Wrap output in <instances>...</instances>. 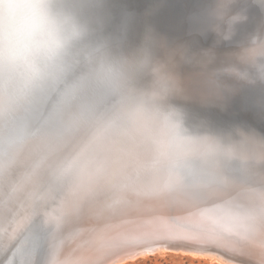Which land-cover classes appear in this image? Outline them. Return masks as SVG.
Instances as JSON below:
<instances>
[{"label": "clouds", "instance_id": "clouds-1", "mask_svg": "<svg viewBox=\"0 0 264 264\" xmlns=\"http://www.w3.org/2000/svg\"><path fill=\"white\" fill-rule=\"evenodd\" d=\"M238 0H217L215 30L228 40L246 21L233 13ZM107 0H0V149L43 151L84 131L88 140L77 163L97 159L129 181V194L192 204L213 195L205 177L220 175L209 157L235 155V145L194 133L185 111L171 102L178 76L157 77L154 39L129 54L103 35ZM264 9V0H252ZM264 49V33L249 51ZM264 79L259 66L241 59ZM241 79L247 71L228 69ZM145 77H152L142 86ZM210 78L218 94L221 84ZM207 78V79H208ZM172 87H160V80ZM245 142L255 141L240 133ZM194 238L210 244L250 245L264 255V197L251 208L227 214L205 210L194 221ZM120 227V225H117ZM111 256L146 252L150 238L129 228L117 233ZM156 264L155 257L147 258ZM51 264H78L53 255Z\"/></svg>", "mask_w": 264, "mask_h": 264}, {"label": "rangeland", "instance_id": "rangeland-1", "mask_svg": "<svg viewBox=\"0 0 264 264\" xmlns=\"http://www.w3.org/2000/svg\"><path fill=\"white\" fill-rule=\"evenodd\" d=\"M241 2H242L241 0H238L236 4L232 5L233 13L242 10V8H240V6L242 5ZM260 8L261 7L257 5L252 9L253 12L256 11L259 13L258 17H261L260 20L258 19L255 20L257 13H252V11L249 8V14L246 13L245 14L247 16L246 20L248 19L251 20L249 25L250 27L245 26V28L241 30L236 29L237 31L235 32L237 34L236 35L233 34L230 39L228 40L224 39V41H222L221 35H219V33L216 31L211 32V34L207 35L206 36L207 40L203 42L202 40L196 41V37L194 36V34H190L186 32L181 34L180 37H178V35L175 34L173 31H171L170 29L168 30L165 28H160L156 26L157 24L152 25L148 21H146V23L148 24L147 33H150L151 34L150 36L155 41L153 47L154 56L156 59H160L167 52L179 51L180 49H184L183 63L188 70L196 67L194 66L195 59L192 56L193 54L197 55L196 59H201L202 56H204V59H206L204 60L202 58L204 63H199V64L212 66L215 69L218 68L215 65L221 67L223 65H225V67L234 65L235 59L233 58L236 56V53H238V55L240 54V57H245L244 51L243 53H241L242 49L243 50L246 49L245 53L248 52L250 49L253 36L257 35L259 31L260 33L264 31L263 30L264 9L262 8L260 9ZM258 9H260V11H257ZM215 18L213 21L214 27L217 24V19ZM236 28H238V25ZM248 29L252 30V32L247 38L244 39V37H246L245 35H247L245 31H248ZM217 36L221 39L222 42L218 41L220 39ZM145 40L146 38L142 41L141 46L144 45ZM214 46L215 47L218 46L216 48L218 49L217 51L218 53L214 51L215 53L211 54L209 50L211 48L214 49L215 48ZM206 49L209 51L208 53ZM224 50L226 51L230 50L229 54L232 55L234 54L233 58H230L231 56L228 54L223 55L222 52ZM210 58L213 59V62H210ZM170 62L171 63H169L168 76L170 73L171 76H180V77L181 75L185 76L186 77L185 79L187 80L191 78H196V76L197 78H199V82L196 83L194 82L190 83L187 82V80L182 81V86L175 89L174 95L171 98L172 103L181 107L185 111L187 124L194 133L208 134L214 137H217L216 134H219L218 138H220L225 144H233L235 145V149L239 148V150L242 151H244L245 148L243 145L244 138L240 136L241 132L245 133L249 137H252V139L258 138L259 135L257 133H255L257 136L253 138V136L255 135V134L253 135V133L255 132L254 129L255 127H253V125H251V123L247 121V119H251L249 117H254V118L256 117L252 116L251 114H248L247 108L244 109V107L247 104H251V105L253 103L255 104L260 98L263 99L264 88L260 89L259 86H262L263 84L262 87H264V83H262L264 79H262L261 81L258 75L254 76V74H252V78L249 81L235 82L232 78H231L232 80H230L229 79L230 76L228 78V75L227 78L229 80H227V78L225 79L226 76L225 74H223V77L221 76L222 74L217 75L218 76L217 78L221 84V89L219 90L218 94L210 95V93L214 90L215 86L213 83H211L212 80L208 78L209 75L206 74L205 71H203L204 68H200L199 65L197 69L199 70L200 74L195 75L193 72L194 70L193 71L191 70V72H189L187 69L182 71L181 69L178 70L179 63L177 67L175 59H171ZM175 71L177 72L175 73ZM216 71L217 73L220 72L217 69ZM146 79L147 77H145L141 81L142 86L144 84V80ZM258 80L260 84L259 82L257 83ZM226 81L230 83H227ZM222 82H224L226 85ZM235 83L236 84L238 83V85H236ZM247 85L248 87H246ZM172 86H173V82L170 81V84L167 87H172ZM240 87L243 88L241 89ZM252 87L254 88V90L252 89ZM255 88H257V91ZM261 90L263 91L260 94L259 91ZM237 91H239L240 93ZM204 101L207 102L208 104L205 103ZM219 101L221 102L220 104ZM202 103L204 104L202 105ZM260 106H261L260 103L256 105V107L258 108V112L263 113L261 114L260 118H264V110L260 108ZM216 121L218 122V124H212V122H216ZM220 121L225 122L223 123V125L225 126H231L232 130L229 131L231 132V136H226V132H222L221 127H219L220 129L216 128L218 125L222 124L220 123ZM227 122H233V123L231 125H227ZM260 133L261 135L262 134L264 135L263 131H261ZM88 136L89 133L87 131H84L78 136L68 141L55 144L56 146L59 145V147L65 148L64 150L60 149L58 151L59 158L61 159L55 162V164L51 163L52 165L49 166V169L51 171L47 170V172L44 174L46 176L45 180H43L42 182H40V180L41 178H43V173L37 170V173L34 174V176H36V179H38L37 183H35L33 187V191L35 192L34 196L27 202L26 199L20 196L19 201H16V205L14 204L11 207L7 206L8 202H10L8 200L11 199L10 198L11 188L14 187L18 192L19 191L22 192V191H26L27 184L31 183L25 176L26 170L28 169L27 165H21L19 163L24 160H29V161L32 160L34 162L33 159L35 155L33 156L34 154L33 150H24V151L9 150L7 152L4 151L3 149L1 150L0 181L5 182L6 189L3 190V193L6 194L7 197L5 199L1 198L0 200V206L5 205L6 207L3 208V210L0 212V264L10 263L9 252H14V254L17 252L24 253L28 257L27 261L28 262L30 261V263L28 264H51L53 255H56L58 259L61 260L63 253L62 248L60 247L59 244H55V242L51 239L53 238L51 234V229L50 227L48 228V226L43 223L44 219L51 216L54 217L63 216L61 212H64L67 209L70 196L74 194H78L79 192L78 187L80 182L82 181V178L86 176L85 173L88 172L94 165L99 167L101 166V168H104L103 174L107 173L105 177L107 176L108 179H114V174H116L102 159L95 160L87 167H84L81 164L78 165L77 163L78 157L80 156L82 149L87 143ZM260 141H264V140L261 139ZM50 146L48 147L49 153L47 154L49 157L46 155L47 161H51L52 159H54V156H52V154L50 153L51 152ZM252 152L257 153L256 150H253ZM60 160L61 162H59ZM72 160H73V164L74 163L75 164L72 165L71 167L70 163ZM13 164H16L18 167L11 166ZM248 168H250V170H252L253 172L255 171L253 165L248 166ZM37 169H39V167H37ZM33 171H35V169H33L32 172ZM7 172L12 173V178H10V180L11 179L12 180L10 184L7 183L9 179L6 176ZM205 179H208V177H205ZM238 180H240L239 177H234L230 179L231 182L235 181L236 183L239 182ZM127 181L128 180L123 178V181L121 182V186H118L117 183L118 187L117 186L114 187V191L117 195L122 194L125 196L126 194H129L128 191L124 190L125 189L124 187H127V185H129V183L128 184L126 183ZM227 181H229V179H227V176H224L221 182L222 185L224 186L223 183ZM18 182H21L20 184L21 186L18 185ZM52 185L53 186L56 185L57 190L56 189L52 190L50 188V186ZM244 185L247 184L245 183ZM214 187L216 189L215 191H217L216 193L218 194V197H216L215 199L216 200L222 199L221 201H224L223 199L225 198L221 196L222 195L221 186L214 185ZM143 200L148 201V199H143ZM185 205H189V204H185ZM203 207L206 208L207 210L213 209V207L210 208L209 206L203 205ZM239 208L242 207L238 203H236V206L233 209L231 208V210L234 211ZM53 209H58L57 214L51 212V210ZM228 209L229 208L224 207L221 208L220 210L224 211V213L222 214H227L229 213ZM213 210L216 211L217 209L214 208ZM25 222L28 223L26 224ZM29 223L30 225L31 224L33 225V228L27 230V228L29 229V227H27ZM43 224L44 226H47L46 228L49 230H46ZM59 226L64 228L62 224H59ZM25 231L27 232V234ZM20 232L22 234H20ZM61 232L64 233V231ZM38 236H40L39 237L40 239L36 240ZM13 241L15 242V246L12 243ZM6 244L8 245V247L6 246ZM51 244H53V250L51 251L49 258L47 257L46 260V256H47L46 253L48 250L47 247L48 245L50 246ZM158 246H161L160 248L161 250L159 251H157ZM146 247L148 251H146L145 254L140 255V257L138 255L137 256L138 258L136 257L137 259L135 258L134 260L129 258L127 259L126 262L124 261L121 264H152V262H150L147 259L150 256L156 258V264H224V263L225 264H264V255L261 254L259 248L250 245L240 246V245H229L226 243L210 244L203 242H191L186 239L173 238V239H160L156 241L150 240V243ZM237 249H241L242 251L245 250V253L237 252L236 251ZM192 251H194V253L203 252L205 256H196L191 253ZM37 254H41V256L39 255L37 256ZM126 255H130V254L125 253L119 256L109 255L107 256V258L110 259V261L113 263L114 261H117L119 257ZM24 263H26V260H24ZM98 264H100V262ZM115 264H119V262H116Z\"/></svg>", "mask_w": 264, "mask_h": 264}, {"label": "bare ground", "instance_id": "bare-ground-1", "mask_svg": "<svg viewBox=\"0 0 264 264\" xmlns=\"http://www.w3.org/2000/svg\"><path fill=\"white\" fill-rule=\"evenodd\" d=\"M177 1L186 3V4L183 3L180 4V7L183 8L184 13L181 12L180 14L172 15L173 6L171 5V0L170 1L168 0V3L161 5L162 14L159 16H154V18L157 20L156 22H160L162 24L169 26H171L174 23L176 28H179L178 31H182L183 28L188 25V23H189L188 25L189 28L186 29L188 32H192V30L198 29V30H202L203 32H206V34L209 35L211 34V32L216 31L213 25V21L215 18V10H216L215 6L207 5V0H195L196 4H193L192 6H190L191 5L190 0H177ZM146 3L147 2H142L141 4L143 6L146 5ZM185 6L187 9L185 8ZM177 7L179 8V6ZM260 9H258V11H260ZM110 14L111 13L107 12V10L105 11V21L107 23H110L111 19L113 18L112 16H110ZM182 17H184L185 19H183ZM175 20H181V23L176 24L175 22H173ZM202 20L205 22L203 23V25L200 24ZM250 21L251 20L248 19L243 23L239 24L238 28H235V31L241 30L245 28V26L250 27L249 26ZM126 29L127 30L124 31V35L122 36L128 35V33H126L128 31L127 26ZM104 30L107 31V27L105 26V24H103V32ZM235 31H234V35L237 34ZM251 32L252 30L250 29H248V31H245L247 35H245L246 37H244V39L247 38L251 34ZM261 33L260 31L258 32V34ZM218 41L220 42L221 39ZM222 41H224L223 38ZM217 47H215L214 49L211 48L212 50L211 49L209 50L211 54L212 53L214 54L215 52L218 51V49H216ZM245 50L246 49L244 50L242 49L241 52L243 53L244 51L245 57H240V54L238 55V53H236V56L238 57L235 56L234 58H233L234 54L233 55L229 54L230 50L227 51L224 50L225 52L224 51L222 52L223 55L225 54L230 55L231 56L230 58L235 59L234 60L235 64L230 65L228 67H225V65L223 64L222 67L215 65L218 67L216 69L220 71L219 73H217L216 69L213 68L212 66L199 64V63H204L203 61L204 56H202L203 59L201 57H199L201 59H196L197 55L193 54L192 56L195 59L194 66L196 67L188 70L183 63L184 49H180L179 51L167 52L164 56L158 59L159 63L157 66L159 68V71L157 73V77L158 78L168 77L169 63H171L170 62L171 59H175L177 67L179 63L178 70L181 69V71L187 69L189 72H191V70L192 71L194 70L193 71L194 74L197 75L200 74L199 70L197 69L198 66L200 65V68H204L203 71H205V73L208 74L209 76L215 73L216 75L222 74L221 76L223 77V74H225L226 75L225 79L227 78L228 75V78L230 76L229 79L230 80L233 79L235 82L236 81L246 82L252 78V74L254 73L250 71H252L251 69L254 70L255 68L252 67L250 64L242 62L241 59L244 58L247 59V61L249 59L250 63L259 66L261 63H264V49L258 50L256 54H252L250 51L245 53ZM209 51L207 50V53ZM210 62H213L212 58H210ZM230 68H236L240 71H247L249 73V79H241L234 73L229 72L228 69ZM176 72L177 71H175V73ZM169 76H171L170 73ZM185 78L186 77L182 75L180 77L181 81L187 80ZM228 78L227 80H229ZM152 79H153L152 77H147V79L144 80L143 86H148L151 83ZM187 82L196 83L199 82V78H197L196 76V78L188 79ZM258 82L259 80L257 81V83ZM211 83L213 82L211 81ZM262 83H264V81ZM169 84H170V80H163V79L160 80L161 88L167 87ZM236 85H238V83ZM262 86H259V88L263 89L264 87ZM246 87H248V85ZM240 88L242 89L243 87ZM252 89L254 90L253 87ZM255 89L257 91V88ZM263 90L259 91L260 94ZM259 102L260 101H257L255 103V106ZM220 103L221 102L219 101V104ZM203 104L204 103H202V105ZM260 105H261L260 108L264 110V97L263 99H261ZM255 106H251L250 112H252L255 109ZM220 123H222V125H218V127L216 128L224 126L223 123L225 122L220 121ZM232 123L233 122H227V125H231ZM212 124H218V122L217 121L212 122ZM254 134L255 132L253 133V135ZM216 135L217 137H219L218 136L219 134ZM255 136L257 135L255 134L253 138ZM263 137L264 135L262 134L258 136L259 139L254 138L253 139L255 141L254 143L245 142L242 138L243 145L246 150L244 149V151H242L239 150V148L235 149L234 156H224L220 158H216L214 156L209 157V166L218 167L221 171L219 176L208 177V179L212 181L213 185L221 186L222 189L221 196L225 198L223 199L224 201H221L222 199L221 200L217 199L218 201L215 199L216 197H218V194L216 193L217 191H215L214 194L209 196L208 198L199 200L189 205L166 202V201H157L153 199H148V201L146 200L138 201L135 198L131 197L129 194H126L124 196L122 194L117 195L115 193L114 187L117 186V183L118 186H121V182L123 181L122 176L116 173L114 174V179H108L107 176L105 177L107 173L103 174L104 168H101V166L99 167L94 165L88 172L85 173L86 176L82 178V181L80 182L78 187V191H79L78 194H74L70 196V200H69L70 202L68 201L67 209L64 212H61L63 216L62 217L51 216L45 218L43 221V223L46 224L48 228L50 227L51 229V234L53 237L51 239L55 242V244H59L60 247L62 248L63 253H62L61 261L70 259L73 261H77L78 264H98L99 262L100 264L101 263L115 264L116 262H119V264H121L124 261L126 262L127 259L129 258L134 260L138 255L140 257V255L145 254V252H140L139 254H130L126 256H121L117 261H114L113 263L110 261V259L107 258V256H109L108 254L109 250L112 249L118 243V241L115 239L117 233L123 232L129 228L136 229L138 232L149 237L150 240L152 241H156L160 239L178 238V239H186L191 242H202L194 238V234L196 232L194 221L200 215L201 212L207 210L206 208L203 207V205L209 206L210 208L213 207V209L214 208L217 209L216 211L219 213H224V211L220 210L221 208L227 207L229 208L228 211L231 212L233 211L231 210V208L233 209L236 206V203H238L243 208H251L259 202L261 197H264V143H263L264 141H260L261 139L264 140ZM253 150H256L257 153L252 152ZM59 162H61V160ZM33 163L34 162L32 160L30 161L24 160L19 163L21 165H27L28 169L26 170L25 176L31 183L27 184L26 191L18 192L14 187L11 188V193H10L11 199L8 200L10 201L8 202L7 205L8 207L13 206L14 204L16 205V201H19L20 196L26 199V202L29 201L34 196L35 192L33 191V187L35 183H37L38 179H36V176H34V174H36L37 171L32 172V170L34 169ZM74 164L72 160L70 163L71 167ZM250 164L253 165V168H255L254 172L250 170V168H248V166H251ZM6 176L10 179L12 178V173L7 172ZM224 176H227V179H229V181L223 183L224 184L223 186L221 182ZM234 177H239L240 178V180H238L239 182L237 183L235 181L231 182L230 179ZM126 183L128 184L129 181H127ZM245 183L247 185H244ZM50 188L52 190L54 189L57 190L56 185L54 186L52 185L50 186ZM124 188H125L124 190L129 192V185H127V187ZM4 189H6L5 182L0 181V200L1 198L5 199L7 197L6 194L3 193ZM3 208H6L5 205L0 206V212L3 210ZM59 224H62L64 228L60 227ZM117 225H120V227H117ZM47 226L44 227L46 228ZM46 230L49 229L46 228ZM61 231H64V233H62ZM20 234L22 233L20 232ZM14 241L12 243L15 246ZM160 248L161 246H158L157 251L161 250ZM236 251L245 253V250L242 251L241 249H237ZM191 253L196 256H205L203 252L194 253V251H192ZM38 255L41 256V254H37V256Z\"/></svg>", "mask_w": 264, "mask_h": 264}, {"label": "water", "instance_id": "water-1", "mask_svg": "<svg viewBox=\"0 0 264 264\" xmlns=\"http://www.w3.org/2000/svg\"><path fill=\"white\" fill-rule=\"evenodd\" d=\"M241 1H242L241 2L242 5L240 6V8H242V10H244L246 14H249V7H250V10L252 11V13H257L255 18L258 20L261 19V17H258L259 13L256 11L253 12V10H252L254 7L257 6V4L252 3V0H241ZM142 2H147V3H146V5L142 6V4H141ZM166 3H168V0H107V3L105 5V10H107V12H110L111 13L110 16H112L113 18L111 19L110 23H107L104 20V24L107 27V31L104 30L103 35L111 38L115 43H119L121 45V47L123 48V50L125 52H128L129 54L135 52L138 48H140L142 41L146 37L151 35L150 33H147L148 24L146 23V21H148L152 25L157 24L156 26H158L160 28H165L168 30L170 29L175 34H177L178 37H180L181 34L188 32L186 29L189 28V26H188L189 23L187 26H185L183 28L182 31H178L179 28H176L174 23L171 26H169V25L162 24L160 22H156L157 20L154 18V16H159L162 14L161 5L166 4ZM181 3L186 4V3L181 2V1L171 0V5L173 6L172 7V10H173L172 15L180 14L181 12H183V8L180 7ZM190 4H191L190 6H192L193 4H196V1L190 0ZM207 5L215 6V8H217V0H207ZM177 6H179V8ZM238 7H239V4H238ZM185 8H186V6H185ZM182 18L185 19L184 17H182ZM173 22L178 24V23H181V20H175ZM203 23H205V22L202 20V22L200 24L203 25ZM126 26L128 27V31L126 32V33H128V35L122 36V35H124V31L127 30ZM109 27L111 30L109 29ZM188 33L194 34V36L196 37V41L202 40L203 42H205L207 40L206 39L207 34H206V32H203L202 30H198V29L195 30L194 29V30H192V32H188ZM251 70L252 71H250V72L257 75L256 69H254V70L251 69ZM260 99H258V101H260ZM251 106H255V104L254 105L253 104L252 105L247 104L244 107V109L247 108L248 114H251L252 116H255L256 118L249 117L251 119H247V121L249 123H251V125H253V127H255L254 128L255 133L261 135L260 132L261 131L264 132V118H260L261 114H263V113H259L258 108L256 106H255V109L252 112H250ZM221 130H222V132H226V136H231V132H229L230 130H232L231 126H225V125L221 126ZM222 132H220V133H222ZM50 148H51L50 153L52 154V156H54V159H52L51 161H47L46 155L49 153L48 148L43 150V151H39V152L33 151V153H34L33 156L35 155L34 159H33L34 160V163H33L34 169H35V171H37V167H39L38 171H41L43 173V178H41L40 182L45 180L46 176L44 174L47 172V170H50L49 166L52 165L51 163H55L59 159H61V158H59L58 151L60 149L61 150L65 149L64 147H59V145L56 146L55 144H52L50 146ZM1 150L2 149H0V154H1ZM63 153H64V151H63ZM11 166L18 167L16 164H13ZM21 182H18L19 186H21L20 185ZM7 183L10 184L11 180L8 179ZM57 210L58 209H53V210H51V212L54 214H57ZM27 227H29V229L27 228V230H30L33 228V225L32 224L30 225V223H29V225ZM39 239L40 238L38 236L36 238V240H39ZM6 246L8 247L7 244H6ZM47 248H48V250L46 253L47 254L46 260H47V257L49 258V255H50L51 251L53 250V244H51L50 246L48 245ZM24 260H26V263H24ZM27 260H28V257L22 252H17L15 254H14V252H9V261H10L9 264H28V263H30V261L28 262ZM49 261H50V259H49ZM49 261H48V263H49Z\"/></svg>", "mask_w": 264, "mask_h": 264}]
</instances>
